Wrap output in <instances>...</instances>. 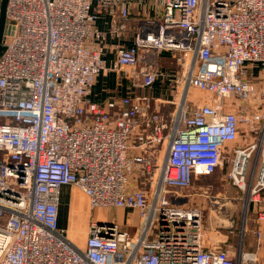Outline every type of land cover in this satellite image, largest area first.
Returning <instances> with one entry per match:
<instances>
[{"label": "built area", "instance_id": "2783aa9c", "mask_svg": "<svg viewBox=\"0 0 264 264\" xmlns=\"http://www.w3.org/2000/svg\"><path fill=\"white\" fill-rule=\"evenodd\" d=\"M5 19L0 264H258L210 240L208 200L189 191L219 173L264 220V0H7ZM109 71L142 90L167 82L169 110L146 94L94 102ZM65 186L91 210L135 212L138 236L92 221L84 248L72 244Z\"/></svg>", "mask_w": 264, "mask_h": 264}, {"label": "crops", "instance_id": "0c3cea01", "mask_svg": "<svg viewBox=\"0 0 264 264\" xmlns=\"http://www.w3.org/2000/svg\"><path fill=\"white\" fill-rule=\"evenodd\" d=\"M96 25L101 29L105 30L108 25V17L105 15L100 16L98 19ZM129 41L125 42V44H128ZM117 45V41L115 39L110 38L107 42V44L104 46V59L106 61V65L110 66V63L112 62L114 58V50ZM170 64V65H169ZM172 64L169 61H165L164 63H161V68H169ZM149 95L153 98H160L162 100V107L165 110H169V106L167 105V101L171 99L170 91L167 87V82L157 81L149 90H142L139 88H135L132 85V82L127 78H123L121 75L112 73V72H105L101 73L96 77V81L91 93V100H93L96 103L104 102L108 98L114 97V96H125V95ZM219 173H216L213 176V179H216V183L212 182V189L210 191V198H206L205 196H201V194L204 191L205 185L200 184L196 185V191L194 188L189 191L190 194H193L191 196V201L195 198L204 200V205L207 203V211L205 212V220H204V227L207 229L209 228V231L213 235L221 236V239H215L217 236L211 235L209 236L210 240L213 241L215 244H219V248H224L225 243L228 242V234L231 233L230 231L226 233H222V230H228L231 229L232 226V215L234 211V204L230 203L227 194H229V189L227 185H229L228 182L222 181L221 177L218 176ZM225 182V183H224ZM66 191L70 192H76L79 193L83 198L85 196L80 192L78 189L72 187V186H65L61 188L60 191V204H59V227L62 230H65L68 224V215L70 211L72 210V213L74 212L75 204L71 201L68 197L65 196ZM192 191V192H191ZM264 195V192H263ZM228 198V199H227ZM86 199V198H85ZM228 200V202H227ZM233 200V198H232ZM206 201V203H205ZM73 207V208H71ZM258 209L257 206H251V209L249 210V223H248V231L250 234L254 235V231L258 230L261 234L260 239H258L254 245V240L249 237V239L246 240V248L251 251H255L256 254H260V257H264V220H258L256 218V210ZM129 211V210H128ZM122 215H125L124 212L121 213ZM130 218L125 220L126 223L128 221L135 223V219L137 218L136 213L129 211ZM141 220V219H140ZM220 220H223L220 221ZM96 221V220H95ZM75 216L74 213L71 217V224L75 223ZM97 222V221H96ZM125 223V224H126ZM142 224V220H141ZM244 224V222H243ZM243 229V226H242ZM68 241L71 242L70 237H66ZM72 243V242H71ZM85 243V241H84ZM74 244V243H72ZM75 245V244H74ZM80 249L84 248V245L82 247L75 245Z\"/></svg>", "mask_w": 264, "mask_h": 264}, {"label": "rangeland", "instance_id": "374dc122", "mask_svg": "<svg viewBox=\"0 0 264 264\" xmlns=\"http://www.w3.org/2000/svg\"><path fill=\"white\" fill-rule=\"evenodd\" d=\"M3 41H5V38L3 39ZM165 61L166 60L161 59L160 63H164ZM170 67H174V66L171 65ZM173 70H174V68H173ZM164 71H165V69H164ZM257 85L259 88L261 87L260 84L257 83ZM243 143H244V141L242 139H240L238 142L239 145H242ZM219 177H221V176H219ZM221 179H222V177H221ZM207 182H209V184H212V182L216 183L217 181L215 178L213 179V177H211L206 181H202L201 183H198V185H200V184L205 185V183H207ZM225 182L229 183V185H227V187L229 189V194H227V196H228V198L229 197L231 198L229 200V202L233 203L235 207H234V211H233V215H232V224H231L232 228L228 229V230H226V229L222 230V233H225V231H226V233H227V231L231 232L228 234V242H229V245L233 247V249H232L233 253L237 254L238 250L243 251V252H247V251L250 252L251 250H248L246 248V240L249 239V237L252 238V240H254V245H255L257 238L255 235L250 234V232L248 231L247 226L249 223L248 221L250 218V216H249L250 211L245 212V210H246L245 206H246V202H247L246 197L243 194L241 195L239 193V191L237 190V188L231 184V180H227ZM194 190L196 191L195 187H194ZM65 196L68 197L69 199H71V201L74 202V204H75V208H74L73 213H74L76 222L73 223V225L71 224V217L73 214L72 210H71L69 215H68V224L64 230V236L70 237L71 242L74 243L75 245H78L80 247H82L84 245V241L86 239V234H87L88 227H89L90 223L92 221L96 223V221H98V220L104 221V222L107 220H110L117 225L119 230L126 231L130 235L135 236V237L138 236L139 231L141 229V220L139 217H137L135 219V223L132 224V222H130V221H128L126 223L125 220H127L131 217L128 210L102 209V208H97L95 210H91L89 208V205H88V199L85 195L84 196L86 199L83 198V196H81L79 193L66 191ZM201 196L207 197V194L202 193ZM207 198H209V197H207ZM232 198H233V200H232ZM227 202H228V200H227ZM71 208H73V207H71ZM122 212H124L125 215H122L121 214ZM158 218H159L158 214H156L153 217V220H152V223L150 226V232L151 233H154L156 231V228L158 226ZM205 219H206L205 215H203V223H204ZM220 221L223 222V220H220ZM144 222H145V220H144ZM243 222H244V224H243ZM242 226H243V229H242ZM211 235H213V233L211 234V232L209 231V236H211ZM214 236H217V238H215ZM213 237L215 239H221V236H218V235H213ZM147 240H150V237H148ZM256 255H257V259H258V264H264V257H260L259 256L260 254H256Z\"/></svg>", "mask_w": 264, "mask_h": 264}, {"label": "water", "instance_id": "95a60500", "mask_svg": "<svg viewBox=\"0 0 264 264\" xmlns=\"http://www.w3.org/2000/svg\"><path fill=\"white\" fill-rule=\"evenodd\" d=\"M6 3L7 0H1L0 3V53L1 51L4 49L3 45H2V41H3V36L7 33L6 30V19H5V10H6ZM104 221H97L98 225H102ZM104 223L108 224V225H112L113 222L110 220L105 221Z\"/></svg>", "mask_w": 264, "mask_h": 264}, {"label": "bare ground", "instance_id": "6f19581e", "mask_svg": "<svg viewBox=\"0 0 264 264\" xmlns=\"http://www.w3.org/2000/svg\"><path fill=\"white\" fill-rule=\"evenodd\" d=\"M245 205V204H244ZM247 205L245 206V209H246Z\"/></svg>", "mask_w": 264, "mask_h": 264}]
</instances>
